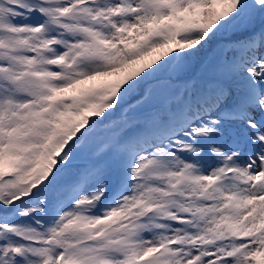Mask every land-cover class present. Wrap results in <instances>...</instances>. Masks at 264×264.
Here are the masks:
<instances>
[{
	"label": "snow or ice",
	"instance_id": "6c2138e0",
	"mask_svg": "<svg viewBox=\"0 0 264 264\" xmlns=\"http://www.w3.org/2000/svg\"><path fill=\"white\" fill-rule=\"evenodd\" d=\"M0 264H264V0H0Z\"/></svg>",
	"mask_w": 264,
	"mask_h": 264
}]
</instances>
